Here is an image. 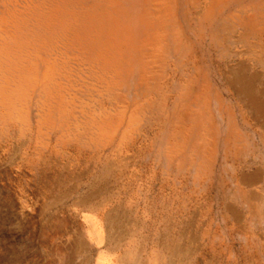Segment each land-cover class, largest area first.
<instances>
[{"label":"rangeland","instance_id":"obj_1","mask_svg":"<svg viewBox=\"0 0 264 264\" xmlns=\"http://www.w3.org/2000/svg\"><path fill=\"white\" fill-rule=\"evenodd\" d=\"M163 4L0 0V264H264V0Z\"/></svg>","mask_w":264,"mask_h":264},{"label":"bare ground","instance_id":"obj_2","mask_svg":"<svg viewBox=\"0 0 264 264\" xmlns=\"http://www.w3.org/2000/svg\"><path fill=\"white\" fill-rule=\"evenodd\" d=\"M100 1V0H99ZM113 0H111V2H112ZM114 1H116V0H114ZM164 1V4H163V7L161 8L162 10H164V9H166L167 10V14L168 15H170V20H169V16H165V17H163L166 21H164L165 23H169L170 24V26L172 25L173 26V28H172V30H167L166 31V34L168 35V36H170L169 38L170 39H172L173 40V43H174V45L175 46H177V47H183V45L185 46V40L184 39H186V37L185 36H183V34H181V32H180V29H179V23H178V21H177V19H176V12H175V5H176V0H163ZM221 1H224V0H220V3H221ZM105 2V0H103V3ZM82 4V3H81ZM81 8H82V10L83 9H86L87 7L86 6H83V5H81L80 6ZM95 11H98V10H100L99 8H100V6H91ZM90 8V7H89ZM91 9V8H90ZM64 10H66V9H63V11L62 12H64ZM204 19L205 18H210V17H212V15H214L215 13H216V8L215 7H207V6H205L204 7ZM7 11V10H6ZM69 11H67L66 12V18L67 19H74L75 17L74 16H72V15H69V14H67ZM65 13V12H64ZM92 13V12H91ZM61 14V13H60ZM93 14V13H92ZM148 14V13H147ZM146 14V15H147ZM145 15V14H144ZM61 16V15H60ZM60 16H59V18H60ZM64 17H62V19H65V15H63ZM89 17H91V18H93L89 23H87V24H85V25H88L87 26V31H88V33H94V30H95V28H93L92 27V25L94 26L95 24L93 23V20L95 21V22H97V19H96V17L94 18V14H93V16H91V14H89L88 15ZM105 16V15H104ZM7 20V17L6 16H4V17H2V20H1V24L3 25L4 23H5V21ZM9 23H10V21H8ZM72 24H74V25H77L76 23H72ZM101 27H103V31H102V33H106V32H108L109 31V29L108 28H104V26H101ZM70 28L68 27V28H64L63 30H69ZM62 30V31H63ZM97 32V31H96ZM123 32H124V34L125 33H127V31L126 30H124L123 29ZM99 33H101V32H99ZM162 34L163 33H160V32H158L157 33V35H156V37L157 36H159V41L156 43V44H158V45H156L155 47H156V49L154 50V52L150 55V57L151 58H162L164 55H166V49H167V42L165 43L164 41H162V39H161V37H162ZM164 35V34H163ZM164 37V36H163ZM162 37V38H163ZM169 38H166V41H167V39H169ZM123 41H125V43H126V45L128 46V47H130V48H132L133 46H136V43H132L131 41H130V39L127 37V39L126 40H123ZM37 45H39V46H42V45H44V44H40V43H38ZM245 61V60H244ZM243 65H246L245 63L243 64ZM240 67V66H239ZM245 67V66H244ZM235 69V68H234ZM234 69H232V70H234ZM241 69V71H243V72H241V71H238L237 72V74H235V76H234V78H233V81L235 82V83H237L238 84V88H239V90H241V91H243L246 95H247V98L249 99V101L251 102V104L256 108V110L257 111H261V110H263V104H262V102L261 101H259L258 100V98L260 97H257V95L254 93V91H253V88H252V79H250V77H248V78H246L247 76L244 74L245 73V71L244 70H246V69H244V68H240ZM237 71V70H236ZM54 72V67H53V65H49V68H48V70L46 71V76H45V78L43 79L44 80V82H46V81H50L49 79H51V76H52V73ZM232 72V71H231ZM259 74V73H258ZM256 82V81H255ZM234 83V84H235ZM235 89H236V86H235ZM260 91V90H259ZM258 92V91H257ZM244 94V95H245ZM192 95V93H190V94H187V96L189 97V96H191ZM245 95V96H246ZM261 95V94H260ZM242 96V95H241ZM247 100V99H246ZM205 103H206V97H205V94H204V96H203V105H205ZM202 110V109H201ZM255 112V111H254ZM199 113H200V111H199ZM136 114H137V112L133 115V117H132V121L135 119V116H136ZM203 113L201 112L200 113V118H201V120L203 119L202 117H203V115H202ZM252 114V113H251ZM189 117H191L192 118V121L191 122H193V121H196V117L194 116V114H189ZM264 119V118H263ZM200 120V121H201ZM203 121V120H202ZM183 123H185V122H183ZM203 124V123H202ZM206 124H208L205 120H204V124H203V130H204V146L210 141V137H211V135H210V132L208 131V128L206 127ZM193 127V125H190V124H185V126H183V127H181V129H180V134H181V137H180V140H179V146H180V148H182V147H185V145L187 144V142H188V138H189V135H190V129ZM262 127V126H261ZM239 151V150H238ZM259 172V171H258ZM247 182V181H246Z\"/></svg>","mask_w":264,"mask_h":264}]
</instances>
